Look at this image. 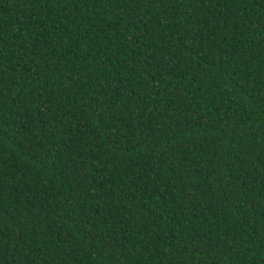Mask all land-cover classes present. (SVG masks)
<instances>
[{
	"label": "trees",
	"instance_id": "obj_1",
	"mask_svg": "<svg viewBox=\"0 0 264 264\" xmlns=\"http://www.w3.org/2000/svg\"><path fill=\"white\" fill-rule=\"evenodd\" d=\"M0 264H264V0H0Z\"/></svg>",
	"mask_w": 264,
	"mask_h": 264
}]
</instances>
